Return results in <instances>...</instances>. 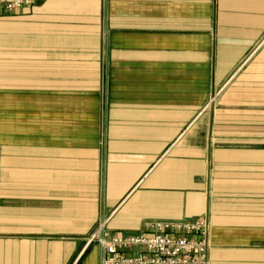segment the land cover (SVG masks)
Returning a JSON list of instances; mask_svg holds the SVG:
<instances>
[{"label":"crops","instance_id":"1","mask_svg":"<svg viewBox=\"0 0 264 264\" xmlns=\"http://www.w3.org/2000/svg\"><path fill=\"white\" fill-rule=\"evenodd\" d=\"M199 218L211 264H264V0L0 6V264H101L104 220Z\"/></svg>","mask_w":264,"mask_h":264},{"label":"built area","instance_id":"2","mask_svg":"<svg viewBox=\"0 0 264 264\" xmlns=\"http://www.w3.org/2000/svg\"><path fill=\"white\" fill-rule=\"evenodd\" d=\"M27 3L29 0H0L8 12ZM102 224L90 239L102 249L101 264H211L207 218L156 221L149 224L150 231L137 235L110 234Z\"/></svg>","mask_w":264,"mask_h":264},{"label":"rangeland","instance_id":"3","mask_svg":"<svg viewBox=\"0 0 264 264\" xmlns=\"http://www.w3.org/2000/svg\"><path fill=\"white\" fill-rule=\"evenodd\" d=\"M212 87H214V86H212ZM212 87L208 93V100L202 108L204 113H206V112H213L214 113L216 110H218L220 108V104L222 102L224 93L226 92V89L228 88V85L222 86V88H221V86H218V87H216L217 89L212 88ZM109 92H110L109 91V85L107 84V81L106 80L102 81V83L100 85L99 92H98V99H99L98 127H99V144L100 145L105 143V135L104 134L106 132L107 111H108V107L110 104ZM102 223H100V225ZM100 225H99V227H100ZM99 227H98V229H99ZM98 229L96 231H94L92 233V235L94 233H96L98 231ZM107 232L112 234L110 231H108V229H107ZM92 235H91V237H92ZM210 240H211V235H210ZM93 242L98 244V242H96V241H93ZM100 249H101V247H100ZM101 252H102V249H101Z\"/></svg>","mask_w":264,"mask_h":264},{"label":"bare ground","instance_id":"4","mask_svg":"<svg viewBox=\"0 0 264 264\" xmlns=\"http://www.w3.org/2000/svg\"><path fill=\"white\" fill-rule=\"evenodd\" d=\"M105 224H106V221H104L102 225H104V226H105Z\"/></svg>","mask_w":264,"mask_h":264}]
</instances>
